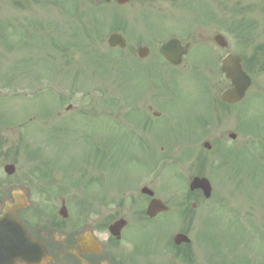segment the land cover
Returning <instances> with one entry per match:
<instances>
[{
	"label": "rangeland",
	"instance_id": "374dc122",
	"mask_svg": "<svg viewBox=\"0 0 264 264\" xmlns=\"http://www.w3.org/2000/svg\"><path fill=\"white\" fill-rule=\"evenodd\" d=\"M76 2L0 0V109L10 120L13 140L39 136L43 168H52L54 158V168L72 180H104L109 204L110 198H121L126 184H139L160 158L170 156L153 169L150 184L170 212L158 215L150 231L139 230L144 239L155 235L156 263L264 264V0H191L194 8L184 19L209 17L214 9L218 20L196 29L205 37L213 30L225 33L252 78L244 101L214 112L204 103L227 84L218 59H205L201 71L206 76L175 74L154 59L142 67L128 50H112L106 43L109 24L125 23L116 7L85 10ZM94 16L103 25L84 31L83 23L91 24ZM148 17L130 19L139 25L129 26L137 37L160 38L178 28L157 12ZM74 41L79 49L69 46ZM146 98L143 104L168 117L143 122ZM68 104L73 108L66 113ZM213 118L219 124L206 126ZM229 130L237 133L236 146H219V135L227 138ZM204 138L213 142L211 151L202 148ZM95 152L103 154L107 168L91 165ZM203 173L211 175L213 192L197 200L188 193L187 181ZM60 176L63 182L65 175L51 178ZM41 181L50 179L44 174ZM178 231L191 237V244L182 247L190 255L161 251Z\"/></svg>",
	"mask_w": 264,
	"mask_h": 264
},
{
	"label": "flooded vegetation",
	"instance_id": "af4514ba",
	"mask_svg": "<svg viewBox=\"0 0 264 264\" xmlns=\"http://www.w3.org/2000/svg\"><path fill=\"white\" fill-rule=\"evenodd\" d=\"M92 1L102 6L116 7L119 19L122 18L126 23L119 21L123 28L127 23L134 24V20L130 19L137 14L147 20L148 15L155 12L161 14L169 26L175 24L180 28L175 29L169 38L177 37L183 46L187 45V54L183 56L182 63L173 66L163 58L166 65L177 73L191 75L199 72L204 59L209 55L219 60L233 53L229 42L226 47L215 44L213 33L208 34V37L203 34L198 37L197 32L190 31L188 35L183 31L186 24L184 16L189 8L172 6L173 2L170 0H129L124 5L115 0L108 3L104 0ZM137 21L135 20L136 23ZM140 25L143 29V24ZM135 26L138 28L139 25ZM134 33L126 39L127 44L132 46L134 58L140 62L161 59L156 55L155 49L158 40L149 34L137 37ZM141 47L148 48V55L144 58L138 55ZM227 88L214 94L217 100ZM221 105L225 108L232 106L226 103ZM146 107L152 116L162 117V113L154 111L151 105ZM165 116L163 119L168 117L167 112ZM147 121L151 119L147 118ZM10 131L11 128L6 123H0V215L8 206L17 207L16 214L25 223L30 235L41 243V251L47 253L42 257L40 264H157L155 235L149 233L151 236L144 239L139 231H150L154 226L152 219L146 215L150 200L148 195L136 192L134 196L126 199L125 203L133 204L135 208L124 210L127 224L123 229L110 232L111 223L121 215L116 211L113 218L108 219L107 187L102 183H91L82 189L83 193H79L66 177L62 182L61 176L55 178L53 183L43 184L41 138L36 136V141H27V138L33 137L22 136L21 147L18 148L16 144H12ZM33 142L36 144L33 145ZM101 149L103 150V147ZM22 154H25V157ZM28 161L31 165H28ZM12 163H20L22 166L18 176L17 173L8 175L5 172L6 166ZM17 197H25V200H17ZM110 200L115 202L116 198L112 197ZM24 201L26 205L19 208Z\"/></svg>",
	"mask_w": 264,
	"mask_h": 264
},
{
	"label": "water",
	"instance_id": "95a60500",
	"mask_svg": "<svg viewBox=\"0 0 264 264\" xmlns=\"http://www.w3.org/2000/svg\"><path fill=\"white\" fill-rule=\"evenodd\" d=\"M113 36L110 39V44L115 45L116 38ZM220 36L217 40L220 41ZM174 43H167L163 45L161 52L170 62L178 63L181 56L180 52L172 53L169 49L174 46ZM240 57L230 55L223 61L222 70L226 73L227 77L233 82L234 87L227 90L222 99L234 103L241 100L245 91L251 84L250 77L242 70L240 64ZM13 170H10L12 172ZM201 188L204 190L206 197L211 194V185L206 178H194L191 189ZM152 194V192H150ZM168 208L163 205L159 200H153L148 208V213L152 216L156 215L159 211L167 210ZM122 223V222H121ZM189 242L185 235H178L176 243ZM36 246L35 241L32 240L26 233L24 227L12 211L5 212L0 218V264H18L24 261H31L35 258L36 254L33 247Z\"/></svg>",
	"mask_w": 264,
	"mask_h": 264
}]
</instances>
